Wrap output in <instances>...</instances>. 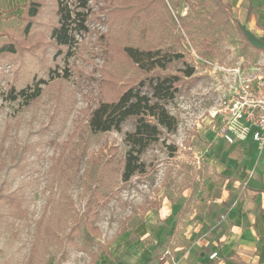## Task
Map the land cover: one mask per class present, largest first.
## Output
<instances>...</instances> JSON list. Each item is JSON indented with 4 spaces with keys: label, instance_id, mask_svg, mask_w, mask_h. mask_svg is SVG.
Listing matches in <instances>:
<instances>
[{
    "label": "rangeland",
    "instance_id": "1",
    "mask_svg": "<svg viewBox=\"0 0 264 264\" xmlns=\"http://www.w3.org/2000/svg\"><path fill=\"white\" fill-rule=\"evenodd\" d=\"M28 1L0 0V42L20 38ZM44 4L38 33L58 22L56 0ZM89 9V33L78 37L71 58L55 59L53 48L36 44V53L27 50L0 66V264L212 261L231 208L246 198L242 178L252 173L255 152L247 138L228 143L213 116L241 77H264V51L240 32L264 38V26L250 30L232 10L229 24L212 28L202 7L192 12L184 2L169 6L177 27L172 21L162 27L152 7L132 12L131 21L118 0L90 1ZM180 17L199 23L184 29ZM122 32L128 45L180 55L165 74L195 70L166 103L177 131H165L142 153L148 173L129 182L122 173L135 121L119 132L94 134L88 127L92 110L110 95L105 72L122 82L141 77L107 49ZM34 80L45 82L38 101L7 100L12 86L19 92Z\"/></svg>",
    "mask_w": 264,
    "mask_h": 264
},
{
    "label": "trees",
    "instance_id": "2",
    "mask_svg": "<svg viewBox=\"0 0 264 264\" xmlns=\"http://www.w3.org/2000/svg\"><path fill=\"white\" fill-rule=\"evenodd\" d=\"M90 1L94 0H74L76 7H73L69 0H56L57 24L38 33L35 24L45 6L44 0H29L24 6L20 38H7L0 42V66L12 58L23 55L27 50H31L32 52L29 51V53L32 54L36 53L37 51L33 49L36 44L53 48L56 52L55 59L62 56L66 59L71 58L78 46V37L89 33L88 23L92 19V12L89 9ZM118 1L120 10L128 12L130 19L132 12L144 14L149 7H152L150 15L152 18H159L162 27L171 21L175 25L169 6L177 8L181 2L186 3L192 12L197 7H202L205 17L213 22L212 28L229 24L233 10L227 0ZM227 8L230 10H226ZM180 18L181 27L184 29H189L199 23H193L190 17ZM197 18V21H200L201 17ZM250 18L251 15L248 17L247 24ZM201 22H206V20ZM240 32L245 41L249 43L242 29ZM125 40V32H122L108 42L107 49L116 56L118 62L129 69H135L141 77L122 82L118 74L105 72L104 86L110 91V95H104V99L92 110L88 119V127L94 134L119 132L125 122L130 119L135 121V131L126 135V142L131 149L126 154L122 173V180L129 182L135 176H145L148 173V167L140 158L142 153L158 143L165 131L170 134L177 131L178 120L166 108V103L175 99L185 81L193 78L195 70L188 67L178 70L175 75L165 74L170 66L181 58L180 55L174 54L171 50L131 46L126 44ZM42 84L45 82L34 80V86L29 84L19 92L15 86H12L9 89L7 100L16 102L23 99L26 104H32L41 98ZM145 89H149L150 94L146 93ZM239 264L246 263L240 262Z\"/></svg>",
    "mask_w": 264,
    "mask_h": 264
},
{
    "label": "crops",
    "instance_id": "3",
    "mask_svg": "<svg viewBox=\"0 0 264 264\" xmlns=\"http://www.w3.org/2000/svg\"><path fill=\"white\" fill-rule=\"evenodd\" d=\"M227 1L233 5V12L239 13L240 21L245 19L247 22L251 15L250 30L264 26V0ZM246 140L255 151L252 173L244 174L242 178L246 198L230 210L229 230L221 234L220 244L215 243L217 258L209 262L204 259V264H264V151L259 155L251 135Z\"/></svg>",
    "mask_w": 264,
    "mask_h": 264
},
{
    "label": "built area",
    "instance_id": "4",
    "mask_svg": "<svg viewBox=\"0 0 264 264\" xmlns=\"http://www.w3.org/2000/svg\"><path fill=\"white\" fill-rule=\"evenodd\" d=\"M213 117L220 119L221 134L228 143L234 142V136L251 135L258 149L264 150V77H241L234 96ZM217 256L214 253L211 259Z\"/></svg>",
    "mask_w": 264,
    "mask_h": 264
},
{
    "label": "water",
    "instance_id": "5",
    "mask_svg": "<svg viewBox=\"0 0 264 264\" xmlns=\"http://www.w3.org/2000/svg\"><path fill=\"white\" fill-rule=\"evenodd\" d=\"M243 32L253 47H255L256 49H259L261 51H264V38L255 37L250 32H246V31H243Z\"/></svg>",
    "mask_w": 264,
    "mask_h": 264
}]
</instances>
